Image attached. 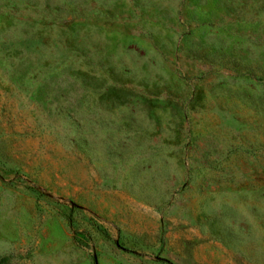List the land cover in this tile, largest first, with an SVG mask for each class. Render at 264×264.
<instances>
[{
  "label": "rangeland",
  "instance_id": "374dc122",
  "mask_svg": "<svg viewBox=\"0 0 264 264\" xmlns=\"http://www.w3.org/2000/svg\"><path fill=\"white\" fill-rule=\"evenodd\" d=\"M0 264H264V0H0Z\"/></svg>",
  "mask_w": 264,
  "mask_h": 264
},
{
  "label": "trees",
  "instance_id": "16d2710c",
  "mask_svg": "<svg viewBox=\"0 0 264 264\" xmlns=\"http://www.w3.org/2000/svg\"><path fill=\"white\" fill-rule=\"evenodd\" d=\"M74 33H77V32H74ZM76 42H77V41H76V38L73 39V43L76 44ZM29 187L32 188V190H35L36 192L39 191V189L36 188L35 186H29ZM40 192H41V191H39L38 193H40Z\"/></svg>",
  "mask_w": 264,
  "mask_h": 264
}]
</instances>
